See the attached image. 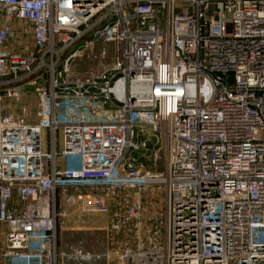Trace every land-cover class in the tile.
Here are the masks:
<instances>
[{"label": "built area", "instance_id": "1", "mask_svg": "<svg viewBox=\"0 0 264 264\" xmlns=\"http://www.w3.org/2000/svg\"><path fill=\"white\" fill-rule=\"evenodd\" d=\"M97 190L105 264H264V0H0L3 264H61L56 200Z\"/></svg>", "mask_w": 264, "mask_h": 264}, {"label": "rangeland", "instance_id": "2", "mask_svg": "<svg viewBox=\"0 0 264 264\" xmlns=\"http://www.w3.org/2000/svg\"><path fill=\"white\" fill-rule=\"evenodd\" d=\"M21 45L26 47V50L32 48L31 34L28 29L21 40ZM101 52H104V55H101ZM115 60L114 45L98 42L71 61L70 74L77 78L96 74L111 67ZM16 105L14 106L15 112L25 108L28 117H34L35 99L30 93ZM58 136L60 140V134ZM58 150L60 151L61 148L58 147ZM61 164V160H58V165ZM159 192L152 189L143 194L144 202L148 207H152V203L162 205L163 199ZM110 205V195L100 190L83 193L75 191L69 193L68 191L66 195H60L57 198L55 205L56 238L57 248L61 254L60 261L63 264H105L102 255L107 241L106 230ZM77 252H81L85 258L74 259Z\"/></svg>", "mask_w": 264, "mask_h": 264}, {"label": "crops", "instance_id": "3", "mask_svg": "<svg viewBox=\"0 0 264 264\" xmlns=\"http://www.w3.org/2000/svg\"><path fill=\"white\" fill-rule=\"evenodd\" d=\"M14 106H17L16 104L10 102L9 104H7L6 109H4V113H16ZM32 120V119H31ZM7 233V227L3 224L0 223V264H3V259L1 256V251L4 247L5 244V235ZM61 264H63V262L60 261Z\"/></svg>", "mask_w": 264, "mask_h": 264}]
</instances>
